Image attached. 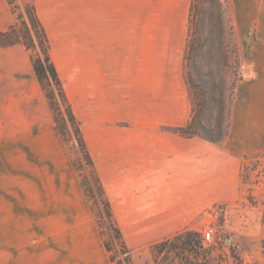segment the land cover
Here are the masks:
<instances>
[{
	"label": "crops",
	"instance_id": "obj_1",
	"mask_svg": "<svg viewBox=\"0 0 264 264\" xmlns=\"http://www.w3.org/2000/svg\"><path fill=\"white\" fill-rule=\"evenodd\" d=\"M30 1L56 71L84 72L66 84L57 73L77 120L73 100L84 102L86 149L131 262L241 195L243 157L264 154V0L227 1L240 79L220 143L166 130L185 126L191 113V0ZM0 7L5 31L10 5ZM26 52L0 48V264H113ZM245 211L247 234L264 250V206Z\"/></svg>",
	"mask_w": 264,
	"mask_h": 264
},
{
	"label": "trees",
	"instance_id": "obj_2",
	"mask_svg": "<svg viewBox=\"0 0 264 264\" xmlns=\"http://www.w3.org/2000/svg\"><path fill=\"white\" fill-rule=\"evenodd\" d=\"M15 1L16 0H6L12 8V12L16 14L17 22L11 25L7 30L0 31V48H9L17 44H21L26 48L29 52V58L34 74L44 91L46 98L49 101L51 100L44 86L45 80L49 81L51 86L54 87L58 100L63 107L65 114V127L60 124L59 120L53 114V108L50 106L54 124L56 125L62 140L64 142L67 141V139H65V134L66 132L68 133L67 125H69L79 153L86 161V164L92 168V161L86 149L80 124L72 111L71 105L64 92L62 82L54 64L52 63L50 57V45L45 31L37 19L35 8L30 0H20L25 2L24 13L26 19H24L21 13H16ZM227 1L228 0H191L187 23L186 46L184 51V78L191 104V113L189 121L185 126L179 128H166V130L171 133L185 138L199 137L211 143H220L227 136L230 107L228 109L225 108L224 98L220 97V100L214 98L216 83L214 81L215 77L213 69L209 66L210 62L208 61L209 59H212V52L216 50L217 43L219 51L218 60L221 63L225 74L228 75L229 73H232V71L233 73L235 72V79L230 82L229 86L227 82H224V88L226 91L231 87V92L233 94L235 85L240 79L239 58L235 59L238 64V70L234 71L229 62L226 46L223 47V38L227 34V31L224 25L222 5L227 3ZM228 28V32L231 35L232 30L230 27ZM204 30L206 35L202 38L200 33ZM35 48L39 50L38 57H33L32 52ZM204 48H206V51H203ZM231 100L232 95L230 98V104ZM208 101L209 103H212L213 109L215 108V116L206 117L204 114L208 107ZM88 180L89 183H86L83 178L81 179L84 193L89 200H95L94 198L96 197L94 194H96V200L103 208L106 228L113 235L121 249V255L123 258L119 264H129V251L124 244L120 231L113 221L110 205L104 196V191L99 179L93 172V174L88 177ZM198 236L199 235L196 232L188 230L183 231L171 238L163 239L160 242L153 244V248L163 249L167 245H170L174 250L192 252L193 247L196 244V237ZM103 243L110 254L111 262L115 263L111 255V249L106 240H104Z\"/></svg>",
	"mask_w": 264,
	"mask_h": 264
},
{
	"label": "rangeland",
	"instance_id": "obj_3",
	"mask_svg": "<svg viewBox=\"0 0 264 264\" xmlns=\"http://www.w3.org/2000/svg\"><path fill=\"white\" fill-rule=\"evenodd\" d=\"M14 3L16 6V13H21L23 15V18L26 19V15L24 13L25 2L16 0ZM222 6L224 25L227 31V34L223 38V47L226 46L229 62L231 63L233 70L235 71L238 70V64L236 63L235 59L239 58L237 43L234 40L232 34H229V26L225 21L224 15L227 12V3ZM1 9L2 8L0 7V27L3 26L6 22ZM10 14L12 16L11 18L13 24H15L17 22L16 14L12 12L11 7ZM205 33V30L202 31L200 33V36L202 38L205 37ZM203 51H206V48H204ZM26 53L28 54L29 52ZM218 53V44L216 43V50L212 52V59L208 60L210 62L209 66H211L213 69L215 77L214 81L216 83V92L214 94V98L216 100H220V97L224 98L225 108L228 109L230 107V98L232 92L231 87L226 91V89L224 88V82H227L229 86L230 82L235 79V72L233 73L232 71V73H229L228 75L225 74L221 63L218 60ZM32 54L33 57H38L39 50L37 48L33 49ZM22 67L23 66H20V69ZM57 72L60 74L64 84H66L67 78V80L70 82L71 80H69V77L73 78L72 76H74L75 74L78 75V77H81L82 80L84 76L83 71L62 70ZM44 86L51 100L49 101L46 98L44 91L42 90L39 83L38 95L39 97H42L45 109L50 114V118L53 119L52 111L50 110L51 106L54 110L53 114L59 120L60 124L64 126L65 114L63 111V107L58 100L55 89L47 80L44 81ZM71 87L74 88L73 86ZM207 103L208 107L205 110V116H215L216 111L215 108L213 109L212 103H209V101ZM35 104L37 105V102H35ZM74 106H76L77 108H74ZM73 108L77 113V118L80 122V127L83 132L84 130H86V126L88 124L86 123V118L84 115V102L79 99L78 101L73 100ZM38 109H40V106H38ZM47 111L44 112L47 113ZM117 125L123 126L125 124L118 123ZM67 130L68 133L66 132L65 134V139H67L66 142H64L60 136L61 145L62 147H64L68 158L71 161L72 168L74 169L73 173L76 176L78 183L81 185L82 178L86 183H89L88 177L93 174L94 170L86 164V161L79 153L69 125H67ZM82 136L84 137V132ZM240 174L242 180L241 195L231 203H218L211 205L205 210L203 221L196 226L197 230H188L196 232L199 235L198 237H196V244L194 245L192 252L174 250L170 245H167L163 249L153 248L152 244L138 251L135 264H264V250L262 243L253 242L251 236L247 234V230L244 226V218L246 214L245 209H250L251 206L255 205H261L262 207L264 206V154H252L243 157ZM82 191L84 193L83 188ZM94 195L96 197L94 198L95 200H89L84 193V197L98 227L100 236L103 241L106 240L111 249V255L115 262L113 264H119V262H121L123 258V256L121 255V249L114 239L113 235L106 228L103 208L96 200V194ZM4 220L5 215L0 212V237L6 236L4 230ZM209 228L213 229V241L211 243H205L203 241L204 232ZM183 231L187 230H182L178 233H181ZM129 264H134V261H130Z\"/></svg>",
	"mask_w": 264,
	"mask_h": 264
},
{
	"label": "built area",
	"instance_id": "obj_4",
	"mask_svg": "<svg viewBox=\"0 0 264 264\" xmlns=\"http://www.w3.org/2000/svg\"><path fill=\"white\" fill-rule=\"evenodd\" d=\"M205 243H211L213 241V229L209 228L204 232V239Z\"/></svg>",
	"mask_w": 264,
	"mask_h": 264
}]
</instances>
